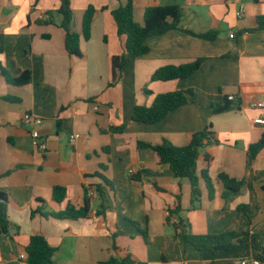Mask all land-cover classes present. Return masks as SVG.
I'll return each instance as SVG.
<instances>
[{"label":"crops","instance_id":"0c3cea01","mask_svg":"<svg viewBox=\"0 0 264 264\" xmlns=\"http://www.w3.org/2000/svg\"><path fill=\"white\" fill-rule=\"evenodd\" d=\"M122 3L71 0L72 30L81 36L82 57H76L66 50L61 0H0V191L9 197L0 199V218L10 222L8 230L0 225V264H28L20 255L34 235L44 236L55 249L50 264H104L113 257L123 264L124 254L134 264H241L255 258L264 264V149L252 162L248 159L250 145L264 132V108L250 106L264 102V27L257 29L264 19V0H134V18L141 25L147 7L180 5L181 29L151 37L149 53L129 61L122 79L110 87L112 58L126 53L112 15ZM242 5L244 14L238 18ZM90 6L96 12L85 40L83 17ZM184 30H215L218 37L206 40ZM198 58L204 62L189 78L152 80L165 66ZM2 69L13 78L30 71L32 81L10 84ZM177 90L193 93L186 105L160 122L132 119L136 105L150 106L157 95ZM229 95L236 97L234 108L214 114L211 105L224 104ZM28 114L43 120L37 128L46 152L32 145L34 126L24 122ZM210 123L213 139L198 160L202 195L193 208L190 180L176 178L152 148L139 142L156 146L167 140L185 146ZM122 125L123 132L110 131ZM72 135L78 136L74 142ZM204 170L213 180L212 199ZM220 173L248 183L225 199ZM136 175L140 180L132 178ZM55 186L67 190L62 203L52 198ZM86 188L95 191L87 218L32 216V209L43 205L38 199L45 201L48 212L68 204L83 206ZM103 202L107 210L98 215ZM179 202L178 217L190 224L193 234L246 233V245L217 254L196 250L178 235L175 217L168 221L169 208ZM243 205L249 210L239 211ZM114 240L122 256L115 253Z\"/></svg>","mask_w":264,"mask_h":264},{"label":"trees","instance_id":"16d2710c","mask_svg":"<svg viewBox=\"0 0 264 264\" xmlns=\"http://www.w3.org/2000/svg\"><path fill=\"white\" fill-rule=\"evenodd\" d=\"M257 1V0H255ZM134 0H125V3L121 4L117 9L112 11V15L117 25L118 35L125 38V50L126 53L121 56H115L112 58L113 79L109 83L112 87L117 84L123 77V71L127 63L133 59H137L149 53L150 47L147 41L154 36H159L167 33L170 30L181 29L180 24L183 18V9L178 4L169 5H152L146 8L144 14V24L141 25L136 22L134 18ZM59 12L63 16L62 28L66 32L65 46L68 53L72 56L82 57L80 48L81 36L72 30V23L74 19L71 0H61V7ZM95 8L90 6L83 17V38L88 40L91 35V25L95 16ZM264 19H259V27H264ZM185 32L206 40H215L218 37L217 31H211L208 34H195L191 31L184 30ZM253 31V30H252ZM251 31V32H252ZM204 59L198 58L191 62L181 65H168L157 70L153 76V81H171L176 79H186L191 77L203 64ZM3 74L5 71L2 69ZM7 81L10 84L16 86H24L32 81V73L30 71L24 72L18 77H11L5 75ZM193 93V90H177L174 92L162 93L156 96L152 105H136L132 119L136 122L145 124H154L163 120L169 113L177 110L179 107L188 103V94ZM9 101H17L15 97H7ZM20 100V99H19ZM233 102L225 100L224 104L213 103L211 105L212 112L214 114H220L233 109ZM60 125V120L57 121ZM124 130V126L111 127V132L121 133ZM213 139V131L211 123L206 128L197 132L192 136L189 144L185 146H175L171 142L164 140L161 144L153 146L139 142L140 147L152 148L159 156L161 164H168L176 178H186L191 182V207L196 208L201 199L200 178L198 176V160L201 153V149L205 148ZM264 149V132L260 140L250 145L248 150L249 163L252 162L258 154ZM206 160H210L209 156H205ZM103 177L105 183H109L108 180L100 173L95 174ZM135 180H140V176H132ZM203 179L207 184L209 191V197L212 199L215 194V188L213 180L208 174L207 170L203 171ZM219 179L225 186V192L223 197L225 199L231 198L233 195L238 194L242 188L248 183L246 179L238 180L231 178L225 173L219 174ZM249 187H252L249 184ZM264 189V186H263ZM97 193L105 200L104 191L101 186L96 188ZM52 198L58 203H62L67 198V190L62 186H55L53 189ZM0 199L8 200L9 197L5 192L0 191ZM92 196L89 195L88 188L85 189L84 204L81 207L68 204L66 208L59 212L46 211L45 201L38 199L43 205L37 209H32V216L37 213L44 216H52L57 219H83L87 218L92 208ZM102 203L101 208L97 211L98 215H102L106 212L107 207L105 203ZM239 211H248L249 206L243 205L238 207ZM181 212L180 202L174 207L169 208L168 221L172 223V217L177 219V223H172L179 236L183 237L186 243L191 244L198 251H207L213 254H217L221 250H228L236 247H244L246 244L244 238L246 233L240 234L237 232H227L215 235H196L190 230V224L186 223L182 218H179ZM138 228L139 225L134 223ZM0 225L4 230L9 229L10 222L6 219L0 218ZM146 236L147 232H143ZM116 235L114 236V239ZM113 249L116 254L122 256L121 249L117 246L116 241L113 242ZM264 254V248L260 250ZM55 249L49 244L47 239L42 235H34L30 238L28 245L26 246V255L28 264H50L53 261ZM123 264L137 263L131 259L130 254H124L122 256ZM117 258H111L104 264H118ZM142 264V263H138Z\"/></svg>","mask_w":264,"mask_h":264},{"label":"built area","instance_id":"2783aa9c","mask_svg":"<svg viewBox=\"0 0 264 264\" xmlns=\"http://www.w3.org/2000/svg\"><path fill=\"white\" fill-rule=\"evenodd\" d=\"M232 1L235 2V3H241L242 2V0H232ZM243 14H244V7L242 5L240 7V9L237 11L238 18H241L243 16ZM228 100L231 101V102H235L236 101V97L234 95H229L228 96ZM250 106L252 108H259V107L260 108H264V102L254 101V102L251 103ZM24 122L34 126V129L30 132L33 147L38 149V150H41L43 152H46L47 149H48L47 143L45 142V140H43V138H41L40 132H39V130L37 128L38 126H40L43 123V120L40 117L34 116L32 114H28V115H26ZM77 137H78L77 135H72L70 141L74 142ZM129 173L131 175L135 174L133 170H130ZM94 194H95L94 189H91L90 192H89V195L93 196ZM177 222H178L177 219L174 218L173 219V223H177ZM20 259L24 260V261H27L26 253L20 255ZM241 264H261V262H260V260L255 258V259H253L251 261L243 260L241 262Z\"/></svg>","mask_w":264,"mask_h":264}]
</instances>
